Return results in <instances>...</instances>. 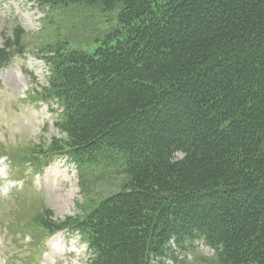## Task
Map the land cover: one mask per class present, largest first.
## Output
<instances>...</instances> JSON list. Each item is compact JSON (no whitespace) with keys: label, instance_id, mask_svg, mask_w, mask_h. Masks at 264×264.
I'll list each match as a JSON object with an SVG mask.
<instances>
[{"label":"trees","instance_id":"1","mask_svg":"<svg viewBox=\"0 0 264 264\" xmlns=\"http://www.w3.org/2000/svg\"><path fill=\"white\" fill-rule=\"evenodd\" d=\"M35 2L118 11L91 50L45 45L37 94L61 137L34 153H67L84 197L123 179L83 218L45 209L36 228L78 231L87 264H264V0Z\"/></svg>","mask_w":264,"mask_h":264},{"label":"rangeland","instance_id":"2","mask_svg":"<svg viewBox=\"0 0 264 264\" xmlns=\"http://www.w3.org/2000/svg\"><path fill=\"white\" fill-rule=\"evenodd\" d=\"M48 14L52 15L51 22L43 27L46 11L36 7L32 0H0V47L3 34H7L12 22L29 32L31 37L26 42L31 50L41 44L91 50L118 27V11L115 10L103 12L95 8L69 7ZM48 72L47 66L31 54L0 71V156L33 153L40 142H48L51 136H60L53 125L55 117L49 105L39 103L36 107L31 101L34 97L27 99V95L33 92L31 87L43 82ZM2 160L5 163L0 167V174L12 179V167L5 158ZM25 172L31 176L28 170ZM120 178L92 188V192L84 197L74 164L61 157L36 180L32 177L33 189L29 179L27 188L30 193L25 191L24 185L19 189L20 194L7 193L0 186V264H19L16 259H21L28 251L34 252L32 248L37 246L29 243V235L41 233L33 223L41 211L49 210L58 220L83 218L87 208L120 189L123 181ZM13 231H18L16 237L9 233ZM41 249L43 254L34 255L31 264H87V248L78 234L58 233Z\"/></svg>","mask_w":264,"mask_h":264}]
</instances>
